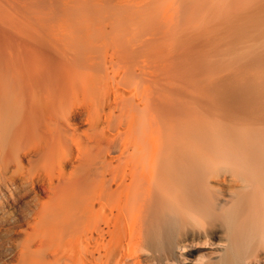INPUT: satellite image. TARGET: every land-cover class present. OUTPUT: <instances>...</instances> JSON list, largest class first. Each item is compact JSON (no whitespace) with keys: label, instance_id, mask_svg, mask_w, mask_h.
Here are the masks:
<instances>
[{"label":"bare ground","instance_id":"bare-ground-1","mask_svg":"<svg viewBox=\"0 0 264 264\" xmlns=\"http://www.w3.org/2000/svg\"><path fill=\"white\" fill-rule=\"evenodd\" d=\"M0 264H264V0H0Z\"/></svg>","mask_w":264,"mask_h":264}]
</instances>
